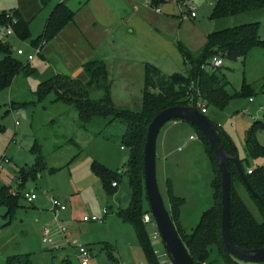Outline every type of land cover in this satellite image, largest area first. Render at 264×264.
I'll list each match as a JSON object with an SVG mask.
<instances>
[{
  "label": "rangeland",
  "instance_id": "1",
  "mask_svg": "<svg viewBox=\"0 0 264 264\" xmlns=\"http://www.w3.org/2000/svg\"><path fill=\"white\" fill-rule=\"evenodd\" d=\"M3 1L7 0H0V11L13 12L1 7ZM217 1L168 0L156 13L158 8L151 6V0H138L142 6L141 14H150V18L143 14L144 21L136 25V32L130 33L131 26L127 30L136 39L134 46L139 45L141 49L145 45L144 54L129 53L126 60L132 63L134 69L120 68L127 63L120 64L111 56L114 61L110 78L111 98L117 107L129 108L134 112L142 110L147 63L166 76L185 73L186 65L179 45L193 59L201 60L210 33L252 22H260V39L264 41V11L214 22L210 17ZM192 12L196 14L195 18L191 17ZM29 30L30 38L27 41L15 36L9 38L15 58L25 65L30 64V67L38 70V74L28 77L20 74L10 88L0 91V160L1 156H5L10 161L0 169V190L7 186L18 191L22 170H32L39 156L45 169L35 179H28L21 189V196L26 193L36 195L33 204H29L24 197L19 198L18 208L12 216L5 206L0 205V264H7L12 258L29 259L32 264H80L70 248H65L67 251H55L42 241L45 226L53 223L52 215L47 212L51 209V199L70 201L60 218L68 227L72 239L91 251L90 264H120V252L122 256L130 257V264H147L137 240L134 248L128 247V242L132 238L136 239L133 227L117 216L118 210L127 209L131 200V188L126 175L130 149L122 148L126 124L121 121L106 124L103 120L86 124L74 107L53 103V95L39 102L35 92L47 78L48 67L40 55L33 62L28 61V56L35 55L32 43L44 33V27L35 22ZM42 42L45 46L49 43ZM16 49H22L25 55L18 57ZM118 64L120 66L117 67ZM220 70L229 83L227 90L234 98L223 110L210 105L207 116L234 145L246 171L262 167L264 158L251 157L247 137L255 121L264 122V48L252 50L245 59H224ZM209 71L207 67L206 72ZM246 86L253 88L252 97L243 94ZM92 97L100 98L101 93L93 92ZM11 101L27 105L13 111ZM191 135L196 138L193 142H190ZM255 137L264 146V129H258ZM163 141L167 153H173L165 162L166 168L162 166L159 154ZM35 145L38 149L34 152ZM95 162L114 173L124 174L115 198L106 194L102 181L93 172L92 165ZM157 175L167 205L169 185L176 196L185 199L181 227L186 234H190L201 214L213 204L211 184L214 175L205 146L194 126L178 120L163 127L158 139ZM245 188L239 187V190L260 219L256 204ZM72 213L75 215L74 222L67 219ZM85 216H96L103 222L85 223ZM148 232L154 249L160 254L161 264H172L160 236L157 239L152 236L156 230L149 226ZM106 244L115 251L112 258L108 255Z\"/></svg>",
  "mask_w": 264,
  "mask_h": 264
},
{
  "label": "trees",
  "instance_id": "2",
  "mask_svg": "<svg viewBox=\"0 0 264 264\" xmlns=\"http://www.w3.org/2000/svg\"><path fill=\"white\" fill-rule=\"evenodd\" d=\"M167 1L151 0V6L159 9ZM262 11H264V0H218L210 18L214 22L229 21L238 16ZM75 16L76 13L65 5H58L48 20L44 34L32 43L33 47L38 46L42 41L47 43L52 41L68 24L75 23ZM14 17L17 20V25L14 27L15 37L21 41H27L30 38L28 23L17 11H14ZM259 32L260 22L239 24L216 30L208 35L204 56L201 60L193 59L190 53L182 45H179V50L187 66L185 73L182 74L166 76L155 66L147 64L145 66L143 106L140 112H134L129 108H120L113 103L108 67L100 59L87 62L83 66L87 77L85 82L68 76L51 74L42 81L35 92L39 102L45 101L53 95V103H64L74 107L86 124L95 120H103L106 124H111L114 121L126 124L127 129L122 136V148L130 149L126 175L131 188V200L127 209L118 210L117 216L122 222L133 227L147 264H161L152 245L148 227L143 223L144 215L151 213L145 191L143 167L149 124L161 111L176 106H192L194 105L193 100L198 98L207 109L210 105H214L223 110L234 98V95L227 90L229 83L226 81L225 75L222 74L221 68L206 72L209 60L216 56L230 61L245 59L252 50L264 48V41L260 39ZM0 57V91L10 88L20 74H24L26 77L38 74L36 69L30 67V64L25 65L15 58L10 42L6 45L0 43ZM93 92H100L101 97H92ZM198 93H200V97ZM243 94L252 97L254 90L252 87L246 86ZM25 105L27 103L10 102L13 111H17ZM258 129H264V122L255 121L247 137V146L253 159L264 158V146H261L255 137ZM197 131L205 146L214 175L211 184L213 204L201 214L198 224L190 234H186L181 227L182 207L186 201L176 196L170 185L167 192V208L194 264H248L232 256L224 245L221 232L222 183L219 165L208 140L198 129ZM221 138L226 150L233 156L237 155V150L229 138H225V134ZM36 149H38L37 145L33 147V151L35 152ZM240 163L242 164V161ZM44 169L42 157L39 156L32 170H22L19 190L21 191L28 179H35ZM92 170L102 181L106 194L113 197L118 191L124 174L114 173L96 162L93 163ZM231 170L230 234L232 240L238 247L244 249H262L264 248V211L251 193H248L256 204V211L261 220L255 216L239 190V187L245 188V186L234 163H231ZM244 171L252 189L264 201V166L256 169L249 168L247 171L244 169ZM249 171L252 173L249 174ZM113 183H116L117 186L114 187ZM20 191L14 196L7 186H3L0 190V205L5 206L11 216L18 208L19 198L22 197ZM106 250L112 257L109 249ZM7 264H32V261L24 258H12L8 260Z\"/></svg>",
  "mask_w": 264,
  "mask_h": 264
},
{
  "label": "crops",
  "instance_id": "3",
  "mask_svg": "<svg viewBox=\"0 0 264 264\" xmlns=\"http://www.w3.org/2000/svg\"><path fill=\"white\" fill-rule=\"evenodd\" d=\"M61 4L76 13L75 23L68 24L56 38L43 48L40 57L48 67L47 77L51 74H59L85 82L87 77L83 66L87 62L100 59L106 63L111 78V68L114 67V61L111 56L116 58L120 64L127 63L122 66L118 64L117 67L120 66L122 69L135 68L131 66L132 63L129 60L127 61L126 58L129 57L130 52L143 53L145 45L143 44L141 49L139 45L135 44L134 46L133 42L136 39L134 36L129 35V27L131 26L130 33L134 34L136 25L144 21L142 16L147 15L150 18V14H141L142 6L138 0H7L1 2V7L4 10L17 11L28 23L29 28L33 23L39 22L41 27H44L45 32L52 12ZM111 62L112 65L110 64ZM208 113L209 111H207L206 115ZM195 140V136L191 135L190 142ZM166 150V143L163 141L159 154L161 155L162 166L165 168V162H168L167 160L173 154L167 153ZM75 189L77 191V188ZM116 194L112 198H115ZM65 202L68 204L70 201ZM47 212L51 214L50 210H47ZM74 216V213H72L67 219L70 222H74ZM135 240H137V237L136 239L132 238L128 242L129 249L134 248ZM65 248L67 247L64 246L63 250L67 251ZM109 248H111V254L115 253L114 250L112 251L113 247L106 244V249ZM117 248L119 249L118 244ZM130 260L129 256H122L120 252V260H118L120 264H130L132 263ZM62 262L64 263L65 260L62 259Z\"/></svg>",
  "mask_w": 264,
  "mask_h": 264
},
{
  "label": "water",
  "instance_id": "4",
  "mask_svg": "<svg viewBox=\"0 0 264 264\" xmlns=\"http://www.w3.org/2000/svg\"><path fill=\"white\" fill-rule=\"evenodd\" d=\"M181 120L196 127L208 140L216 156L222 183V221L221 232L227 251L240 261L251 264H264V248L244 249L238 247L230 234L232 170L231 163L237 168L242 182L264 211V201L252 189L238 155H231L222 142V130L215 125L196 105L176 106L161 111L149 124L144 148V182L150 212L154 218L164 249L172 264H194V261L179 236L164 197L161 194L157 175V146L163 127Z\"/></svg>",
  "mask_w": 264,
  "mask_h": 264
},
{
  "label": "built area",
  "instance_id": "5",
  "mask_svg": "<svg viewBox=\"0 0 264 264\" xmlns=\"http://www.w3.org/2000/svg\"><path fill=\"white\" fill-rule=\"evenodd\" d=\"M159 13V9L157 10ZM191 17L195 18L196 14L194 12L191 13ZM7 20V21H6ZM5 21V23H4ZM17 25V20L14 17V11L13 12H1L0 11V43L1 44H8L9 38L15 36L14 27ZM44 42L40 43L38 46L34 47L35 49V55H29L28 61L31 62L35 59L37 55L42 54V50L44 48ZM15 53L18 57H22L25 55V52L22 49H16ZM224 65V59L221 57H213L210 60L209 65L207 66L210 70H215L222 68ZM198 96L200 97V93H198ZM194 101V105L197 106V108L203 113L207 114V107L205 104L198 98ZM192 105V106H194ZM16 125H19V122H16ZM194 139V137H192ZM10 161L5 157L1 156L0 160V169H2L3 164H7ZM252 172L249 171V174ZM113 186L116 187L117 184L113 183ZM18 191L11 190L10 193L12 195H17ZM20 193H22L20 191ZM22 197L29 203L32 204L36 199V195H30V194H24ZM68 208L67 203L59 201L57 199H51V209L50 212L53 217V223L48 224L45 226L43 232H42V241L45 245H47L51 250L59 251L63 249V247L70 248L76 257V259L80 262V264H90L91 259V251L88 249V247L84 245H80L79 242L76 239H72V235L68 229V227L62 222L61 220V213L66 211ZM106 213V212H105ZM83 222L85 223H102L103 220L94 216V217H88L85 216L83 218ZM143 223L147 227H153L156 232L154 233L153 238L157 239L159 238V232L157 230L154 218L151 213H147L143 217ZM63 243V245H61ZM158 258L160 259V254L158 251L155 252ZM167 255V254H166ZM168 257V256H167Z\"/></svg>",
  "mask_w": 264,
  "mask_h": 264
}]
</instances>
